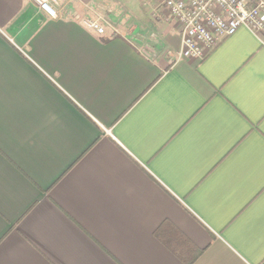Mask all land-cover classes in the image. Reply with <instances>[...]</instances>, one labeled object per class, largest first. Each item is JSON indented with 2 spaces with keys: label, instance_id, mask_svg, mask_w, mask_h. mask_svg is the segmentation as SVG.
<instances>
[{
  "label": "crops",
  "instance_id": "0c3cea01",
  "mask_svg": "<svg viewBox=\"0 0 264 264\" xmlns=\"http://www.w3.org/2000/svg\"><path fill=\"white\" fill-rule=\"evenodd\" d=\"M57 14L0 0V264H264V36L200 61L142 0Z\"/></svg>",
  "mask_w": 264,
  "mask_h": 264
},
{
  "label": "built area",
  "instance_id": "2783aa9c",
  "mask_svg": "<svg viewBox=\"0 0 264 264\" xmlns=\"http://www.w3.org/2000/svg\"><path fill=\"white\" fill-rule=\"evenodd\" d=\"M68 0H33L37 8L57 19V8ZM181 28L182 46L179 58L204 60L225 39L242 27L264 36V0H142ZM82 26L99 36L106 30L100 19L86 18Z\"/></svg>",
  "mask_w": 264,
  "mask_h": 264
},
{
  "label": "trees",
  "instance_id": "16d2710c",
  "mask_svg": "<svg viewBox=\"0 0 264 264\" xmlns=\"http://www.w3.org/2000/svg\"><path fill=\"white\" fill-rule=\"evenodd\" d=\"M202 250H192V253L189 255H183V254H178L180 258L183 260L184 264H193L197 257L201 254Z\"/></svg>",
  "mask_w": 264,
  "mask_h": 264
}]
</instances>
